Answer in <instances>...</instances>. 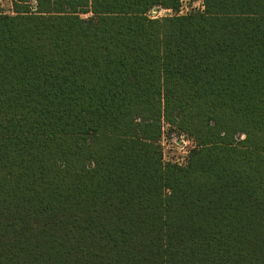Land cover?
I'll list each match as a JSON object with an SVG mask.
<instances>
[{
	"label": "trees",
	"instance_id": "16d2710c",
	"mask_svg": "<svg viewBox=\"0 0 264 264\" xmlns=\"http://www.w3.org/2000/svg\"><path fill=\"white\" fill-rule=\"evenodd\" d=\"M180 4L0 12V264H264V0Z\"/></svg>",
	"mask_w": 264,
	"mask_h": 264
},
{
	"label": "rangeland",
	"instance_id": "374dc122",
	"mask_svg": "<svg viewBox=\"0 0 264 264\" xmlns=\"http://www.w3.org/2000/svg\"><path fill=\"white\" fill-rule=\"evenodd\" d=\"M13 1L0 0V12L12 14L14 12ZM201 1L203 0H184L182 3V14L203 11L201 7ZM169 15L173 16L176 14L162 12V10L158 8H155L150 12V16L153 18ZM194 144L195 143L191 138L182 134L176 128L165 124L164 134L161 138L163 161L165 163L169 162L175 164L184 162V160H186V158L189 156V152L194 147Z\"/></svg>",
	"mask_w": 264,
	"mask_h": 264
},
{
	"label": "built area",
	"instance_id": "2783aa9c",
	"mask_svg": "<svg viewBox=\"0 0 264 264\" xmlns=\"http://www.w3.org/2000/svg\"><path fill=\"white\" fill-rule=\"evenodd\" d=\"M11 1H13V0H11ZM183 2H184V0H181V4H180V7H179L178 10L163 9V8H160V10H162V12H166V13H174V14H176V15H183V14H182V3H183ZM201 7H202V9L204 10V8H205V6H204V0L201 1ZM177 13H178V14H177ZM187 159H188V157L186 158V160H184V162H182V163H178V165H181V166L185 165V164L187 163ZM185 161H186V162H185Z\"/></svg>",
	"mask_w": 264,
	"mask_h": 264
}]
</instances>
